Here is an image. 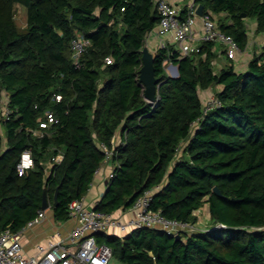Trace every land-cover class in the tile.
<instances>
[{
  "label": "trees",
  "instance_id": "obj_1",
  "mask_svg": "<svg viewBox=\"0 0 264 264\" xmlns=\"http://www.w3.org/2000/svg\"><path fill=\"white\" fill-rule=\"evenodd\" d=\"M19 4L27 10L24 28L15 19ZM195 4L242 50L250 39L247 19L264 33V0ZM159 21L153 0H0V95L9 96V112L0 115V233L20 232L44 210V193L55 220H70V204L83 200L104 161L99 143L112 147L120 131L114 176L95 210L116 214L154 189L151 208L166 217L197 223L196 211L208 204L212 224L226 227L178 240L152 228L123 237L97 233L112 259L264 264V47L244 71L234 64L217 71L214 42L184 57L170 45L159 48L160 85L151 103L139 75L147 35ZM78 33L92 44L77 65ZM170 63L178 76L168 73ZM215 85H222L215 93L220 105L206 110L200 91ZM48 111L58 122L42 128ZM26 153L33 162L21 168ZM60 153L63 159L52 161Z\"/></svg>",
  "mask_w": 264,
  "mask_h": 264
},
{
  "label": "built area",
  "instance_id": "obj_2",
  "mask_svg": "<svg viewBox=\"0 0 264 264\" xmlns=\"http://www.w3.org/2000/svg\"><path fill=\"white\" fill-rule=\"evenodd\" d=\"M153 2L160 16L159 24L155 28L160 38L159 48L168 47V37L173 36L179 45L178 51L182 57L200 51V45L194 44L196 41L222 44L223 52L230 59H236L242 51L234 37L223 32L217 20L210 13H204L203 16L197 14L198 6L195 0H189L187 3L188 16L186 18H182L183 7L177 3L170 0H153ZM198 17L201 18L202 23L199 34L195 30V19ZM91 44V40L80 33L72 40L73 58L77 65ZM106 62L111 63L112 59L107 57ZM175 66L173 63L168 64L167 71L170 75H175ZM61 98V95L57 96L58 100ZM8 103L9 96L4 91L0 95L1 116L8 114ZM217 105H220V101L216 96L210 97L205 103L206 110ZM54 122H58V119L48 111L40 126L46 128ZM112 143V147L99 143V147L105 153V158L96 174L112 161L115 147L118 145L114 138ZM25 156L29 157L30 164H25L23 159L21 168L28 167L33 162L29 153L24 154L23 157ZM62 159L63 154L60 153L53 157L52 161L60 162ZM113 176L114 169L109 173L107 181ZM158 188L160 187L156 189ZM154 191V189L146 190L129 209L123 210L121 215L103 213L90 208L84 200H74L69 208L70 219L74 221L70 231L64 235L57 230L46 243L37 245L36 253L30 254L25 249L21 235L25 228L32 227L44 219L46 210H41L20 232L16 233L8 228L0 233V264H110L113 257L112 249L106 244L97 242V233L123 237L135 229L152 228L176 236L226 227L223 223H217L205 229L200 221L192 223L168 218L161 211L151 208Z\"/></svg>",
  "mask_w": 264,
  "mask_h": 264
},
{
  "label": "crops",
  "instance_id": "obj_3",
  "mask_svg": "<svg viewBox=\"0 0 264 264\" xmlns=\"http://www.w3.org/2000/svg\"><path fill=\"white\" fill-rule=\"evenodd\" d=\"M170 1L177 3L181 7H184L189 2V0H170ZM246 22L250 37L249 44L246 49L242 50L237 55L236 59L233 60L228 59L226 54L223 52L224 49L223 45L220 43L216 44L215 51L217 53V58L214 60V65L217 71H220L221 69L229 66L230 64H234L235 69L237 71H244L245 69H247L248 63L251 60V58L254 56V54H259L262 52V49L264 47V33L257 31L256 20L247 19ZM201 25H202L201 18L199 17L196 18L195 30L197 34H199L201 31ZM159 42H160V38L156 34L155 29L152 30L150 33H148L146 39V46L153 54H155L156 51L159 49ZM197 43L200 45L202 42L196 41L194 44ZM168 44L171 47L175 48L176 50H178L179 48V45L173 36L168 37ZM221 89H222V85H215L208 89L202 90L200 92V96L203 103H206V101L210 97L215 96V93ZM114 141L116 144H119L121 142L120 131H118L114 136ZM114 166L115 164L113 163V161H111L102 168L100 173L96 174L87 194L83 198L84 202L90 208H93L104 194L106 190L108 175L114 169ZM207 206H208V217L211 218L209 205L207 204ZM122 213H123L122 211H119L116 214L121 215ZM73 225H74V221L72 219L66 222L56 221L54 217L53 208L50 207L46 209V215L40 223L24 229V232L21 235L22 242L25 246L26 251L30 254H34L37 252V245L46 243L57 230H60L64 235H66L70 231Z\"/></svg>",
  "mask_w": 264,
  "mask_h": 264
},
{
  "label": "water",
  "instance_id": "obj_4",
  "mask_svg": "<svg viewBox=\"0 0 264 264\" xmlns=\"http://www.w3.org/2000/svg\"><path fill=\"white\" fill-rule=\"evenodd\" d=\"M197 14L199 16L204 15V5L199 4L197 7ZM245 16V14H243ZM142 61L143 65L140 69V75H139V80L141 84L144 86V97L146 100L149 102L153 103L157 100V92L159 88V79L155 75V67H154V54L149 50V48L145 45L143 50H142ZM179 75V70L178 67L175 66V75L172 76H178ZM25 157H23L24 159ZM214 192L217 195H222L221 191L219 190L218 187L214 188ZM57 195H58V190L55 193V204L57 203ZM50 203L47 198V194L44 193V198H43V209L46 210L50 208ZM180 235H176L175 239H179Z\"/></svg>",
  "mask_w": 264,
  "mask_h": 264
},
{
  "label": "rangeland",
  "instance_id": "obj_5",
  "mask_svg": "<svg viewBox=\"0 0 264 264\" xmlns=\"http://www.w3.org/2000/svg\"><path fill=\"white\" fill-rule=\"evenodd\" d=\"M15 19L16 23L20 28H24L27 25V10L24 6L18 5L16 7V12H15ZM201 92V91H200ZM50 211V210H47ZM197 219H199L201 226L205 229L210 228L212 224V220L210 217H208V206L205 204L201 209L197 211ZM110 264H122L118 262L115 259H112Z\"/></svg>",
  "mask_w": 264,
  "mask_h": 264
},
{
  "label": "bare ground",
  "instance_id": "obj_6",
  "mask_svg": "<svg viewBox=\"0 0 264 264\" xmlns=\"http://www.w3.org/2000/svg\"><path fill=\"white\" fill-rule=\"evenodd\" d=\"M24 163H25V164H30V159H29L28 156H25V158H24Z\"/></svg>",
  "mask_w": 264,
  "mask_h": 264
}]
</instances>
